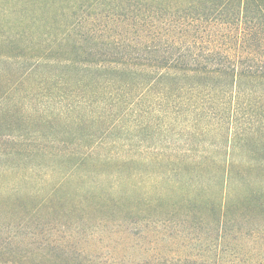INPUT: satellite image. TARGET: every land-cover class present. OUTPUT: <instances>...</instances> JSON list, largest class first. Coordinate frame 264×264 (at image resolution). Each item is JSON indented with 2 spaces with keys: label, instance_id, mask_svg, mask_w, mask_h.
I'll return each mask as SVG.
<instances>
[{
  "label": "trees",
  "instance_id": "16d2710c",
  "mask_svg": "<svg viewBox=\"0 0 264 264\" xmlns=\"http://www.w3.org/2000/svg\"><path fill=\"white\" fill-rule=\"evenodd\" d=\"M90 1L85 20L28 56L33 66L0 97L9 132L0 145V264H264V224L249 218H264V0ZM82 111L96 115L102 138L78 130ZM112 120L122 129L114 137ZM208 135L232 146L211 150L199 139ZM65 136L78 148L53 146ZM39 175L50 183L42 196L18 185ZM5 178L16 181L7 192ZM66 184L73 189L58 195ZM140 193L143 208L129 202ZM198 199L201 210L242 212L250 225L167 227L169 209L187 212ZM101 206L151 210L156 227L133 218L130 228L102 230ZM102 245L112 251L98 253Z\"/></svg>",
  "mask_w": 264,
  "mask_h": 264
},
{
  "label": "rangeland",
  "instance_id": "374dc122",
  "mask_svg": "<svg viewBox=\"0 0 264 264\" xmlns=\"http://www.w3.org/2000/svg\"><path fill=\"white\" fill-rule=\"evenodd\" d=\"M91 5L92 4L90 0H0V97L3 95L5 97L6 94L3 92L5 87L11 86L10 84L15 82L22 72L33 66V60L28 56L32 55L33 58L37 57L38 55H41L42 52H46L48 50L43 46H49V43L54 39L60 38L62 36H68L70 34L71 24L80 20H85L88 13L90 11L92 12V9L94 8L91 9ZM49 48L50 51H52L53 47ZM81 114L86 119L84 122L78 124V130L82 131L83 133H94L96 136H100L102 138V128L104 126H102L100 122L91 123L93 119L94 121L96 120L94 118L96 115L83 111ZM111 122L112 125H115V127L111 128L110 134L112 137L118 136L119 134H116V132L120 133V131H122V129L117 126L120 121L112 120ZM14 123V127L17 125H23L21 120H16ZM52 127L56 130L61 129V125H59L57 121H53ZM5 133L9 132L5 131L4 125H0V145L2 146L9 145L6 144V142L1 144V141L4 140ZM65 138L67 139V142L64 144H54L53 146H59L60 148L67 147L69 149H73L74 147L78 148V145L75 144V141H73L70 136H65ZM228 138L224 137L225 142H218L217 140H219V137H214L213 135H208L199 139L202 141L201 143H203V145H206L211 150H213L215 147L220 151H225L232 146L229 140H227ZM93 141L94 140H88L89 146H94L95 142ZM210 143L213 144L211 145ZM245 146L248 148L256 147V145H254V143L251 141ZM97 147L98 148L96 150L102 154V146ZM83 149L86 150V147L84 146L79 151H83ZM261 153L264 155V151ZM70 163L71 161L68 162L67 165L69 166ZM44 164L47 166L49 163L44 161ZM102 167V160H99L93 165L94 170H96L95 174L98 176L96 175L95 178L91 179H95L96 182L102 181L99 176V174L102 172V169H104ZM58 177L56 176L57 179ZM5 180L9 182L7 183L8 186L3 187L4 192H7L11 190V185L16 184V181L14 179L8 180V178H5ZM145 181L141 183V185H143L142 190L147 188L148 181ZM18 185H29L30 187H33V193L36 195L40 194V196H42L44 193L42 189L46 192L50 187V183L43 181L41 175L34 178V180L30 181L28 184H22L19 182ZM71 189H73V185L66 184L65 188H62L58 192V195L62 196ZM91 194L96 196V191H92ZM106 197H109V195ZM37 198L39 197L36 196V199ZM139 198L138 195H135L134 198L129 199V202L137 203L141 208L146 207L145 205L148 204L149 197H145L143 193H140ZM185 201L186 200H182L184 203ZM202 203V200H196L192 205L193 208L191 210H187V212L185 211L186 213L179 209L180 214L178 211L176 214V210L174 211L169 209L170 214H168L166 218L163 217L167 221L165 222L167 227L171 229L175 228L176 226H182V229L184 230H187V228H194V230L198 232V228L201 226L200 222H203L204 226L206 227V224H208L210 227L215 228L219 224V227L223 226L227 229L231 228L232 226H242L246 228V224L250 225L247 214H242V212H240L235 214L234 219L230 216L227 218H219L218 214L213 210H201ZM95 204L96 202H93L91 205ZM162 208L164 212L167 210L164 207ZM149 214H151V210L139 213L128 212L127 214L126 212H121L116 209L110 210L107 206L105 208L101 206V208H98L97 211L94 212V215L105 218V221H103L100 225L102 230L113 227L114 225L119 229L130 228L134 225H131L130 223L133 218L143 219L144 222H142V224L146 225L147 228L156 227L155 223L147 222L149 220ZM253 217L254 218H249L250 220H257L255 225L264 224V218L259 219L257 216ZM219 221L221 222L219 223ZM199 233L202 234L201 231ZM192 237L197 238V236L194 235H192ZM194 242H196V240H194ZM103 243L107 245L109 242L104 240ZM86 247L91 250L94 248L90 244ZM98 248L99 250L97 252L102 253V255H106L112 251L110 248L104 247V245L99 246Z\"/></svg>",
  "mask_w": 264,
  "mask_h": 264
}]
</instances>
